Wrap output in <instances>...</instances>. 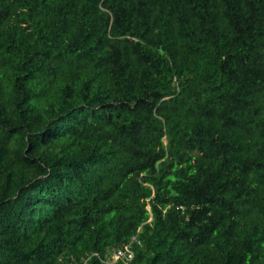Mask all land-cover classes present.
Returning <instances> with one entry per match:
<instances>
[{
	"label": "trees",
	"instance_id": "1",
	"mask_svg": "<svg viewBox=\"0 0 264 264\" xmlns=\"http://www.w3.org/2000/svg\"><path fill=\"white\" fill-rule=\"evenodd\" d=\"M0 264H264V0H0Z\"/></svg>",
	"mask_w": 264,
	"mask_h": 264
},
{
	"label": "built area",
	"instance_id": "2",
	"mask_svg": "<svg viewBox=\"0 0 264 264\" xmlns=\"http://www.w3.org/2000/svg\"><path fill=\"white\" fill-rule=\"evenodd\" d=\"M121 255L122 256L126 255V257H128V258H131L133 256V254L129 250H126V251L118 250L116 253H114V257L115 258H117V257H119Z\"/></svg>",
	"mask_w": 264,
	"mask_h": 264
}]
</instances>
